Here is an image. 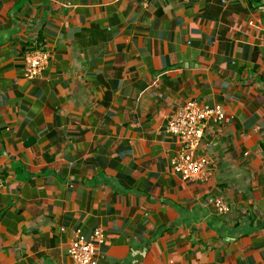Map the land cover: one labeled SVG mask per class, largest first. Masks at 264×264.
I'll use <instances>...</instances> for the list:
<instances>
[{"label": "crops", "instance_id": "0c3cea01", "mask_svg": "<svg viewBox=\"0 0 264 264\" xmlns=\"http://www.w3.org/2000/svg\"><path fill=\"white\" fill-rule=\"evenodd\" d=\"M189 101L223 119L184 181ZM76 238L97 264H264V0H0V264H71Z\"/></svg>", "mask_w": 264, "mask_h": 264}, {"label": "built area", "instance_id": "2783aa9c", "mask_svg": "<svg viewBox=\"0 0 264 264\" xmlns=\"http://www.w3.org/2000/svg\"><path fill=\"white\" fill-rule=\"evenodd\" d=\"M49 60V54L41 49H35L25 54L24 77L35 80L43 71ZM221 121L223 113L218 107L213 109L200 107L194 102H187L170 117L166 132L177 139L180 145L178 154L171 165L175 173L184 181H193L205 172L208 166L206 158H195V151L202 139L204 124L207 120ZM213 206L220 213H228L227 205L216 200ZM100 240V231L94 232L93 241ZM71 264H97L95 247L81 238L74 239L68 248Z\"/></svg>", "mask_w": 264, "mask_h": 264}]
</instances>
